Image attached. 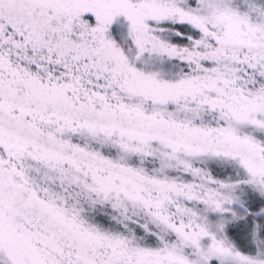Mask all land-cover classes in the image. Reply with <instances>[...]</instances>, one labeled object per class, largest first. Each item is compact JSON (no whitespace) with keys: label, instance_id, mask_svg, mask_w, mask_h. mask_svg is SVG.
<instances>
[{"label":"snow or ice","instance_id":"1","mask_svg":"<svg viewBox=\"0 0 264 264\" xmlns=\"http://www.w3.org/2000/svg\"><path fill=\"white\" fill-rule=\"evenodd\" d=\"M0 264H264V0H0Z\"/></svg>","mask_w":264,"mask_h":264}]
</instances>
